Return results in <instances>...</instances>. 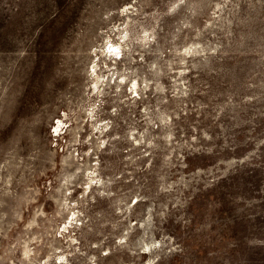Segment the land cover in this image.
<instances>
[{
    "label": "rangeland",
    "instance_id": "1",
    "mask_svg": "<svg viewBox=\"0 0 264 264\" xmlns=\"http://www.w3.org/2000/svg\"><path fill=\"white\" fill-rule=\"evenodd\" d=\"M149 260L264 264V0H0V264Z\"/></svg>",
    "mask_w": 264,
    "mask_h": 264
},
{
    "label": "bare ground",
    "instance_id": "2",
    "mask_svg": "<svg viewBox=\"0 0 264 264\" xmlns=\"http://www.w3.org/2000/svg\"><path fill=\"white\" fill-rule=\"evenodd\" d=\"M95 65V64H94ZM97 65V64H96ZM91 66H92V64H91ZM95 67V66H94ZM94 67H92V70H96ZM96 76H97V78H99L98 77V75H97V73H96ZM98 82V80H95V85H96V83ZM135 84V83H134ZM63 122H65L64 120H62L61 118H57V120H56V123H57V125L54 123V126H55V128L54 129H57L58 128V126H60L61 124H63ZM66 124V123H65ZM62 126V125H61ZM63 127V126H62ZM60 129V128H59ZM66 130V129H65ZM62 131V130H61ZM58 132V131H57ZM76 133V132H75ZM76 138V137H75ZM72 153L70 152L68 155H71ZM66 157L67 156H64V160H66ZM77 169V168H76ZM85 170H87V173H88V176H89V180H92V179H94L96 176H95V174L93 173L94 172V169L92 168V166H86L85 167ZM84 174V173H83ZM87 176V175H86ZM84 181H86V179L84 180ZM61 191V190H60ZM67 198V197H66ZM66 198H65V201H66ZM70 202V201H69ZM63 236V235H62ZM53 239H55V238H53ZM53 243H54V241H53ZM56 246H57V244H56ZM30 252V249H29V247H28V245H25L24 246V252L23 253H25V254H28ZM60 256V255H59ZM61 257H65V255L63 256V254L61 255ZM64 259H62V260H60V261H57L58 263H60V262H62ZM144 264H153L152 263V260H149V261H147L146 263H144Z\"/></svg>",
    "mask_w": 264,
    "mask_h": 264
}]
</instances>
